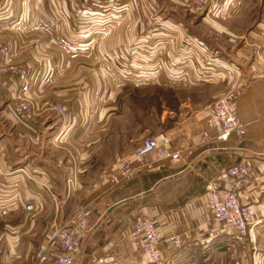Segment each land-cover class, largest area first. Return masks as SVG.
<instances>
[{"label": "crops", "instance_id": "crops-1", "mask_svg": "<svg viewBox=\"0 0 264 264\" xmlns=\"http://www.w3.org/2000/svg\"><path fill=\"white\" fill-rule=\"evenodd\" d=\"M170 1L198 13L189 0ZM38 2L36 6L32 0H0L3 25L0 42L12 43L11 61L30 66H36L39 61L42 72L50 75L30 97L32 114L20 118L14 112L12 101L16 82L0 71V209L8 211L0 215V264H32L33 251L44 242L54 225L67 222L77 203L85 205L88 213L79 251L72 264H146L127 236L129 219L139 213L149 215L160 229L159 250L165 264H264V66L258 68L256 76L236 84L237 72L228 64L230 74L226 77L230 78L231 87L223 93L222 89L215 90L209 96L212 97L210 102L218 96L228 98L243 124L240 138L215 140L211 131L208 138L203 136L207 107H202L206 106L207 97L194 102L186 98L179 103L177 108H181V112L170 111L174 117L172 125L163 132H156L152 126L160 122L156 112L145 120L150 126L142 125L140 114L139 130L127 133L122 125L123 116L107 113V109H111L103 105V98H108L111 92V68L113 62H117L115 50L119 51L118 57L124 56L132 49V42H142L145 36H139L136 24L129 22L131 18L118 20L102 33L96 32L94 18L90 17L93 32L83 38L72 33L69 19L61 21L60 25L54 21L48 23L45 18L33 19L35 6L39 7L40 16L43 13L44 1ZM79 2L86 4V0ZM54 3L58 11L69 10L74 14L90 11L87 6L82 10L77 0H55ZM105 5L97 4L93 10H110L115 14L121 10L113 11L111 5ZM31 23L39 29L44 26L49 41L45 31L32 34L35 27ZM212 23L213 28H222L217 22ZM187 35L158 36L155 44L165 46L167 57L171 58L170 49H175L180 39L198 41L193 34ZM212 37L214 40L206 41L204 37L202 40L218 53L232 38L223 37L228 41L220 43L214 35ZM82 41L89 44V49L94 48V53L82 52L79 49ZM88 55L101 57L109 68L81 61L84 57L90 59ZM150 55L153 57V52ZM219 56L223 61L224 56L221 53ZM172 68L178 73L174 65ZM172 68H169L171 72ZM116 69L115 74H122ZM153 69L167 80L163 68L157 69L154 65ZM66 76L70 78L68 81ZM216 82L218 80L213 81ZM46 101L63 103L67 113L59 116L46 109ZM117 129L118 133H113ZM146 136L178 151L184 162L163 161L145 170L144 165L152 155L134 158L133 152L137 142ZM238 160L246 163L247 176L231 182L223 169ZM125 163L138 168L139 173L159 174L145 188L122 195L119 191L126 188L123 185L112 187L98 181L102 170L113 172ZM23 170L29 176L24 175ZM69 178L70 185L66 182ZM211 179L220 186L234 189L239 201L250 205L253 218L259 220L244 237H232L210 217L204 186ZM165 184L168 188L173 186L174 191L162 190ZM158 189L162 191L157 192ZM26 204H32V209L24 210ZM171 234H178L180 248L169 243Z\"/></svg>", "mask_w": 264, "mask_h": 264}, {"label": "rangeland", "instance_id": "rangeland-1", "mask_svg": "<svg viewBox=\"0 0 264 264\" xmlns=\"http://www.w3.org/2000/svg\"><path fill=\"white\" fill-rule=\"evenodd\" d=\"M43 1L41 17L39 7H36L39 3L38 0H32V4H36L32 11L33 19L41 18L44 20L45 18L48 23L54 21L59 25L63 23L61 21L69 19L72 33L80 34L82 35L81 37L93 32L90 26L92 24L89 23L90 17L94 18V24L97 26L95 27L96 32L102 33L103 29L113 25L118 20H125L126 18L129 20L131 18L129 22L136 24L139 36H145L142 38V42H132L130 44L132 49L128 47L129 52L123 54L124 56L118 57L119 51L115 50L117 62H113L111 70L118 68L122 71V74H115L113 70V73L109 71L111 73V92L108 98L105 96L103 98L105 101L103 105H108L111 109H107V113L123 116L122 125L126 127L127 133H134L139 130L140 125L137 120L140 119V114L143 118L142 125L150 126L151 124L145 120L150 118L151 113L154 115L156 112L159 115L160 122L158 125L152 123V126L156 132L165 131L168 126L172 125L174 118L171 117L173 115L172 112L174 111L176 114L181 112V108H177V105L185 101L186 98L194 102L195 99L207 97V104L209 105L212 98L209 96L213 94L212 92L222 89L221 93H223L231 87L232 83L228 84L230 78L226 77V74H230L228 64L237 72L234 77L236 84L256 76L257 72L260 71L258 68L264 66V0H219L213 9L210 6L208 10L197 11V14L189 12L184 7L181 8L178 3H172L170 0H114L105 3V6L110 7L109 5H111L113 11L117 10V8L121 9L117 14L109 12L110 10L106 12L93 10L95 6L91 7V9L89 8L90 11L85 13L83 9L87 5L80 3L79 0L77 1L83 12L79 13L76 11L74 14L70 13L69 10L59 9L60 11H58L54 7L55 0ZM122 1L124 2L122 3ZM54 11H56V15ZM212 21L217 22L222 28H213L211 26L213 24ZM31 24L33 25L32 27H35V23ZM2 26L0 21V27ZM46 30L44 26L41 29L35 27V30L32 28V34L45 31V38L49 41ZM64 33L66 32L64 31ZM192 33L202 39L204 37L206 41L214 40L212 37L214 35L220 43L228 41L223 37H232L230 39L231 42L225 45L221 49L222 51L219 50L224 56V60L221 61L220 53L214 49L215 47L207 44H205V49L210 51L214 59L201 60L200 56L192 49L193 47L186 41L187 39H180L175 49L171 47V52L169 53L171 58L167 57V48L165 46L161 48V43L155 44L158 36H189L187 34ZM82 42L79 45V49L82 52L86 53L88 51L89 54L90 51L94 53V48L91 50L87 42ZM9 44L11 46L12 43ZM69 44L75 46V44ZM158 48H161L160 55H158ZM11 49L13 50V47ZM235 51L237 52L236 55L233 54ZM151 52H153V57L150 55ZM140 55L145 57L142 58ZM88 56L90 59L84 57L81 58V61H88L94 67H102V65L108 67L107 63L103 64L104 61L101 57L97 59L92 55ZM166 64L169 66H166ZM154 65L155 67L157 66V69L163 68L167 80L156 73V70L153 69ZM172 65L175 66V70L178 73L174 72ZM170 67L172 72L169 69ZM31 69L35 71V77L39 83L45 82L48 77L50 78L48 73L41 72L42 68L39 61L36 66H31ZM66 77L68 78L66 81H68L70 78L69 76ZM215 80H218L221 85L219 86L217 82L213 83ZM116 84H120V86ZM114 86H116L115 89ZM37 89L32 95L37 93ZM99 99L101 100L100 96ZM207 104L202 108H208ZM98 106H101L100 103ZM170 111L172 112L170 113ZM168 115L169 119H167ZM118 131V129L114 130L113 133H118ZM158 174V172L139 173L138 171L123 184L126 188L119 191V193L123 191L128 193L137 188H145V185H149ZM162 188V190L168 192L174 191L173 186L168 188L166 184ZM162 190L158 189L157 192ZM145 215L149 217V215ZM91 217L93 218V216Z\"/></svg>", "mask_w": 264, "mask_h": 264}, {"label": "built area", "instance_id": "built-area-1", "mask_svg": "<svg viewBox=\"0 0 264 264\" xmlns=\"http://www.w3.org/2000/svg\"><path fill=\"white\" fill-rule=\"evenodd\" d=\"M114 0H86L87 7L91 8L97 4H105ZM196 11L212 9L219 0H189ZM124 1H122L123 3ZM148 25V23H147ZM188 41V40H186ZM194 51L200 59H214L210 51L200 42H190ZM13 50L9 43L0 42V71L15 80L17 88L12 95L14 112L20 118H26L33 112V104L30 97L39 86L36 73L26 63H14L11 61ZM42 72V71H41ZM40 74V72H38ZM37 73V74H38ZM44 107L54 111L59 116L67 113V107L61 102L46 101ZM206 129L203 136L208 138V132H213L215 140H227L229 138H240L243 124L232 110L226 96H218L209 102L206 118ZM151 154L152 159L146 161L144 168L149 170L155 164L163 161L184 162V157L178 151L161 146L154 137H142L136 144L133 152L134 158H143ZM139 169L125 163L115 171L102 170L97 179L100 183L108 186H120L128 181ZM247 166L243 161H235L224 168L223 173L231 182L243 180L247 176ZM22 173L29 176L26 170ZM70 178L66 180L70 185ZM206 195V208L212 219L220 223L222 228L234 238H242L247 235L250 228L259 220L253 218V210L250 205L239 201L234 189L220 186L214 179L208 180L204 186ZM32 204L23 206L24 210L32 209ZM5 208L0 209V215L7 214ZM87 209L82 203H77L66 223L54 225L51 232L46 236L44 242L39 244L32 254V264H72L81 242V231L86 226ZM127 236L134 244L136 250L145 258L146 264H165L160 256L159 244L162 240L160 229L155 221L144 215L135 214L128 224ZM169 243L176 249L182 245L178 234L169 236ZM100 259H98L99 261ZM94 262V261H93Z\"/></svg>", "mask_w": 264, "mask_h": 264}, {"label": "trees", "instance_id": "trees-1", "mask_svg": "<svg viewBox=\"0 0 264 264\" xmlns=\"http://www.w3.org/2000/svg\"><path fill=\"white\" fill-rule=\"evenodd\" d=\"M192 34H193V33H192ZM193 35L196 37V39H197L198 41L202 42L203 44H206V43L202 40L201 37L197 36L196 34H193ZM119 194L122 195V194H125V192L123 191V192H120Z\"/></svg>", "mask_w": 264, "mask_h": 264}]
</instances>
